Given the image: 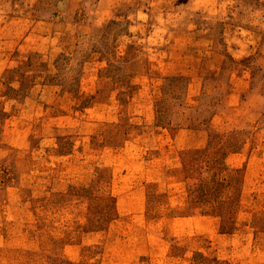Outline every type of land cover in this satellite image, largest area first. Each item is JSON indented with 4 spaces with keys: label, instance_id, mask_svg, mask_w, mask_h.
Segmentation results:
<instances>
[{
    "label": "rangeland",
    "instance_id": "374dc122",
    "mask_svg": "<svg viewBox=\"0 0 264 264\" xmlns=\"http://www.w3.org/2000/svg\"><path fill=\"white\" fill-rule=\"evenodd\" d=\"M0 264H264V0H0Z\"/></svg>",
    "mask_w": 264,
    "mask_h": 264
},
{
    "label": "trees",
    "instance_id": "16d2710c",
    "mask_svg": "<svg viewBox=\"0 0 264 264\" xmlns=\"http://www.w3.org/2000/svg\"><path fill=\"white\" fill-rule=\"evenodd\" d=\"M118 63L119 62H110V64L108 65V68L106 69L110 74H112V76H114L115 74H118V72L117 71H119V69L121 68L122 69V77H123V79L122 80H126V78H128V74H126V72H125V69L124 68H122L121 66H119L118 65ZM113 72V73H112ZM107 73V72H106ZM191 160H189L187 157H186V155H185V158L183 159V162H182V164L184 165V166H191V162H190ZM5 173H6V171H5Z\"/></svg>",
    "mask_w": 264,
    "mask_h": 264
}]
</instances>
